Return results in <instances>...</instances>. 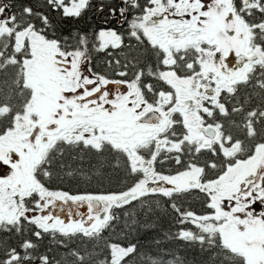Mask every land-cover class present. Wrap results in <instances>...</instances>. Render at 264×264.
<instances>
[{
  "label": "snow or ice",
  "instance_id": "snow-or-ice-1",
  "mask_svg": "<svg viewBox=\"0 0 264 264\" xmlns=\"http://www.w3.org/2000/svg\"><path fill=\"white\" fill-rule=\"evenodd\" d=\"M93 7L126 29L61 30ZM99 53L107 72L92 67ZM85 153L107 154L134 182L52 190L59 171L75 174L66 159ZM168 161L174 173L157 169ZM194 192L201 212L177 202ZM146 197L167 199L181 226L169 238L211 264H264V0H0V237L19 238H0V264H134L137 245L104 233L114 210ZM124 215L127 235L139 221ZM45 236L93 251L54 260L39 252Z\"/></svg>",
  "mask_w": 264,
  "mask_h": 264
},
{
  "label": "trees",
  "instance_id": "trees-1",
  "mask_svg": "<svg viewBox=\"0 0 264 264\" xmlns=\"http://www.w3.org/2000/svg\"><path fill=\"white\" fill-rule=\"evenodd\" d=\"M92 2L93 5H97L101 0H92ZM112 3L118 5L119 0H112ZM50 15L54 22L60 20L58 13L51 12ZM107 15V7L103 13H98L95 7H93L85 13L82 19H68L60 25V28L65 34L70 30L76 29L86 32L98 31L103 27L101 22H104ZM105 60L106 57L103 53L93 54V69L98 72H107ZM248 91L251 90L249 89ZM244 95H246V92H242L241 99H243ZM66 164L71 165V168L75 170V174L72 176L66 175L67 169L59 171L48 185L52 190L66 191L73 195L117 193L127 190L135 179L127 175L123 167H114L112 157L107 154L100 156L93 153H85L82 159L77 155L75 160L68 157ZM143 199L148 202L144 207H141L139 202L134 201L132 205L126 206L124 209L114 210L117 212L119 220L114 222V231H106L104 233L105 238L124 246H127L129 243L136 244L137 253L134 257V264H149V257L163 261V264H168V261L175 260L177 257L183 261V264H211V253L201 251L198 244L191 245L181 240L169 238L181 226L175 223L176 213L171 209L166 198L146 197ZM202 199V194L194 192L187 199L178 200L177 202L182 203L185 208L201 212L203 211ZM156 200L160 201L159 208L156 206ZM149 206H151L153 211H148ZM125 211L129 213V222L133 214H135V218L139 221L136 230L128 232L127 235H124L126 232L124 227L126 220ZM145 224L149 225V227H142ZM185 227L190 226L185 225ZM0 238L7 239L12 246H16L19 243L18 237H9L4 234ZM31 239L33 241L36 240L35 237H31ZM38 243H40L39 252L46 253L54 260H61L64 253L69 251L70 248H77L82 254L85 251H93L92 242L84 243L80 240L71 243L68 248L55 244L48 236H45L43 241H39ZM95 251L101 253L99 258H103L107 250L101 244V247L95 248ZM67 259L71 261L74 258L68 257ZM62 264H64L63 261Z\"/></svg>",
  "mask_w": 264,
  "mask_h": 264
},
{
  "label": "flooded vegetation",
  "instance_id": "flooded-vegetation-1",
  "mask_svg": "<svg viewBox=\"0 0 264 264\" xmlns=\"http://www.w3.org/2000/svg\"><path fill=\"white\" fill-rule=\"evenodd\" d=\"M101 23L103 24V27L116 28L117 31H121V32L124 31L127 27L126 24L123 25V27L120 24H118L116 17L111 18L107 24H105L104 22ZM178 167L179 166H177L174 161H168L165 162L163 165L160 164L157 165V169L159 171L164 172L165 174L174 173L178 169Z\"/></svg>",
  "mask_w": 264,
  "mask_h": 264
},
{
  "label": "rangeland",
  "instance_id": "rangeland-1",
  "mask_svg": "<svg viewBox=\"0 0 264 264\" xmlns=\"http://www.w3.org/2000/svg\"><path fill=\"white\" fill-rule=\"evenodd\" d=\"M65 207H67V206H65ZM80 211H81L82 213H86V208H81ZM57 212H58V214H60L62 217H66V213H61V212H59L58 209H57Z\"/></svg>",
  "mask_w": 264,
  "mask_h": 264
}]
</instances>
